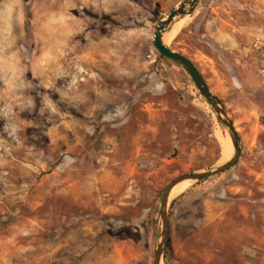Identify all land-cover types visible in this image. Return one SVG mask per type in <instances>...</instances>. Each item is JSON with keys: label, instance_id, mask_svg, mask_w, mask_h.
I'll return each instance as SVG.
<instances>
[{"label": "rangeland", "instance_id": "rangeland-1", "mask_svg": "<svg viewBox=\"0 0 264 264\" xmlns=\"http://www.w3.org/2000/svg\"><path fill=\"white\" fill-rule=\"evenodd\" d=\"M183 1L0 0V264H155L165 189L227 163L154 44ZM173 28L243 153L171 199L163 264H264V0H201Z\"/></svg>", "mask_w": 264, "mask_h": 264}, {"label": "water", "instance_id": "water-1", "mask_svg": "<svg viewBox=\"0 0 264 264\" xmlns=\"http://www.w3.org/2000/svg\"><path fill=\"white\" fill-rule=\"evenodd\" d=\"M201 0H184L178 8H176L170 16L161 23L157 30L155 38V47L158 52L166 59L176 63L182 67L188 75L193 79L201 95L207 100V102L213 107L217 113L221 123L226 128L228 134L231 137V141L234 147V156L227 163L207 169L203 172H193L182 175L172 181L170 185L165 189L163 196V203L161 209V219L163 222V230L161 238L157 245L155 264H163L164 256L170 241V202L174 189L188 181L201 182L213 178L218 175H222L231 169L235 168L241 160L243 149H242V138L236 128L233 119L230 117L226 107L224 106L221 99L214 94L208 85L205 77L200 72L198 67L189 58L184 55L173 51L168 47L164 41L167 33H169L176 21L183 19L187 16L195 14L196 10L200 5Z\"/></svg>", "mask_w": 264, "mask_h": 264}, {"label": "bare ground", "instance_id": "bare-ground-1", "mask_svg": "<svg viewBox=\"0 0 264 264\" xmlns=\"http://www.w3.org/2000/svg\"><path fill=\"white\" fill-rule=\"evenodd\" d=\"M176 27V26H175ZM174 27V28H175ZM172 28V30L174 29ZM170 31L169 33L166 34L165 38H164V41L166 43L167 46H169L171 44V42L174 40V38L176 37L177 35V30H173V31ZM230 136V135H229ZM231 138V137H230ZM230 138H224V140L222 141V147H223V157L224 158H229L228 161H230L233 156H234V147H233V144H232V141ZM227 160V159H226ZM225 160V161H226ZM227 161V162H228ZM192 181H188V182H184L180 185H178L173 193H172V199L175 198L174 196H180L182 194H184L185 190H186V185L191 183Z\"/></svg>", "mask_w": 264, "mask_h": 264}, {"label": "trees", "instance_id": "trees-1", "mask_svg": "<svg viewBox=\"0 0 264 264\" xmlns=\"http://www.w3.org/2000/svg\"><path fill=\"white\" fill-rule=\"evenodd\" d=\"M162 58H165L163 56H161ZM219 122L221 123L220 119H219ZM220 148V147H219ZM206 181V180H205ZM204 182V181H203ZM170 247V242H169V245H168V248Z\"/></svg>", "mask_w": 264, "mask_h": 264}]
</instances>
